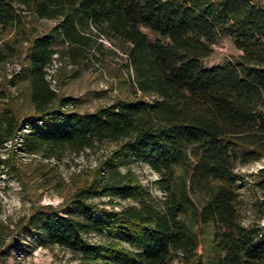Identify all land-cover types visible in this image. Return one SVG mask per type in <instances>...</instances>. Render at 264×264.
<instances>
[{
    "label": "trees",
    "instance_id": "obj_1",
    "mask_svg": "<svg viewBox=\"0 0 264 264\" xmlns=\"http://www.w3.org/2000/svg\"><path fill=\"white\" fill-rule=\"evenodd\" d=\"M26 12L55 23L30 41L34 112L20 117L0 90V147L22 128L24 149L46 157L110 145L71 207L38 210L32 226L74 264H264V167L254 174L261 194L248 224L239 197L247 181L235 170L236 161L264 156V2L0 0V25H20ZM222 37L239 53L206 64ZM105 50L123 56L128 96L93 111L67 108L73 99L47 77L55 55L86 68L103 62ZM7 54L0 46V62ZM132 159L158 174L162 198L142 186ZM104 195L130 202L115 208L109 199L99 214L94 198ZM188 215L211 228L202 252Z\"/></svg>",
    "mask_w": 264,
    "mask_h": 264
},
{
    "label": "rangeland",
    "instance_id": "obj_2",
    "mask_svg": "<svg viewBox=\"0 0 264 264\" xmlns=\"http://www.w3.org/2000/svg\"><path fill=\"white\" fill-rule=\"evenodd\" d=\"M54 23V20L38 18L26 12L20 25L6 28L0 25V46L6 47L8 51L7 58L0 62V90L10 95L20 117L34 112L30 101V82L25 75L30 41L36 35L47 32ZM144 31L148 32L145 28ZM148 33L152 39L156 38V35ZM56 47L64 49L62 45ZM238 53L230 37H222L205 63L222 64ZM103 57V62L89 63L85 68L55 55L47 68V77L59 96L73 99L67 108L78 112L93 111L114 99L128 96L127 76L121 70L123 56L105 50ZM3 102L5 100L0 99V106ZM24 131L26 128L19 131L13 142H5L0 147V264H74L76 260L73 254L64 247L50 244L44 234L32 226L30 220L38 210L62 213L71 207L66 205L68 199L78 187L91 181L102 154L106 153L110 145L104 143L94 150H67L59 156L46 157L24 149L21 142ZM130 167L147 191L159 199L163 197L157 182L159 176L154 170L133 159ZM262 167L264 156L244 164L235 162L236 172L244 175L247 181L239 189L244 224H248L254 217L250 202L255 195L261 194L255 185L254 174ZM109 199L119 202L115 208L130 202L104 195L94 198L98 206L95 211L100 214L101 207L111 208L113 204L108 202ZM186 220L198 233V251L202 252L209 243L211 228L201 226L194 216L188 215ZM259 222L263 224L264 218Z\"/></svg>",
    "mask_w": 264,
    "mask_h": 264
}]
</instances>
